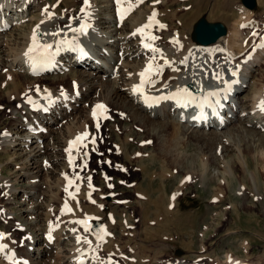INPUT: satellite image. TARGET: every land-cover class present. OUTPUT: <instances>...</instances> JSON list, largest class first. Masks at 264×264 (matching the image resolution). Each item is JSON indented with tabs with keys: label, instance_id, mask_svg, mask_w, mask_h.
<instances>
[{
	"label": "bare ground",
	"instance_id": "1",
	"mask_svg": "<svg viewBox=\"0 0 264 264\" xmlns=\"http://www.w3.org/2000/svg\"><path fill=\"white\" fill-rule=\"evenodd\" d=\"M52 1L0 0V49H2V52L8 50L11 53L6 54V58L1 57L3 53L0 55V68H5V70L10 71L14 75L19 72H31L41 74V78L46 77L48 74L57 76L54 74L59 73L58 76H62L59 80L71 78L69 86L61 85V87H58L54 84L53 86H48L46 83H42L41 85L35 84L36 86L31 91H27L24 88V90H20L18 82L15 79L13 80L11 74L9 75V82L11 81L9 89L11 92L8 91L10 92V94H7L9 95L8 99L13 97L17 99L16 103H21L19 107L14 106L16 110L13 109L12 112L20 113L23 119L14 118L15 120H13L12 124L0 132V143L10 146L6 147V149H13V154L19 156V161L13 163L18 165L16 178L21 177L24 180L35 177L40 171L44 172L45 177L50 172L57 171L58 168L60 176L54 182L57 183L58 187H62L64 190L67 189L73 198H79L83 194L84 185L78 183L80 188L73 193L69 186V181L72 182L73 178L68 176L65 171L72 166L71 162H73L74 157L84 159V154H87V152L82 153L80 146L77 150L68 149L70 141L83 132L77 131L70 138H68L67 134L71 129L81 124L84 127L87 121L95 122L91 119V112L99 104L104 105V108L108 107V111L105 110L102 119H98L99 122L106 118L107 115H110L108 112L111 109V105L113 109H120L119 112L118 110L113 111V114L114 112L116 113V115L114 114L116 118H121L123 121L131 119L129 117L125 118V112L127 111L139 126L145 127L147 133H155L158 139L161 136H165L163 135L164 133L160 132L165 131L164 129L169 127L168 125L166 126L167 122L165 120L171 122L173 131L170 134L172 133L173 138L178 141L185 140L186 136V133L180 136V128H192L187 134H196L197 136L202 134L206 136L207 133H210L213 135L212 137L216 136V139L221 138L220 141L228 140L229 137L225 135L227 133L222 129L234 121V124L237 125L245 123L253 129L264 130V111L258 107L260 102L264 100V93H262L263 95L258 94V87L254 85L255 82L253 80L249 81L252 71L255 70L254 67L258 64L256 61L258 57L255 56L254 52L258 49L264 53V33L258 38L257 43L255 42L256 44L254 43L253 47L251 46L252 48L247 49L248 51L241 56L238 50L226 42L228 34L214 42V44H217L221 41L218 47L209 46L213 43L202 45L193 40L180 43L178 38L180 35H185V33L183 32L184 34L181 33L177 36L173 32L174 30L164 31V35L168 39L161 38L158 29L162 19L158 13L159 6L163 4V0H120L119 3H117V0H89L90 7L83 5L74 12L61 9L60 13L52 8L55 0ZM60 1L65 3V0ZM102 4H105L104 7L107 12L105 18L101 16L103 13ZM82 8L85 11L82 12ZM241 8L243 13L251 12L244 6ZM85 12L88 13L87 16ZM153 12H155V17L153 21H149V17L153 15ZM83 20L89 22L90 30L86 34H78L73 29L80 28L84 22ZM11 24L20 27L29 26L25 41L18 46L20 47L19 52L13 49V43H11L12 35H7L6 32ZM144 25H148V27L144 28L142 32H137V29L142 28ZM183 25L182 23V27ZM36 31L39 37L43 39L44 44L50 46L41 72L38 73L34 72L38 61H30L27 53L30 44L36 41ZM131 39L136 42L135 45L131 43ZM148 43L151 44L149 49L145 47ZM91 58H94L95 62ZM2 60L5 61L3 62ZM81 63L88 65V70L74 69V64ZM141 73H144V75L141 76ZM143 77L147 79L146 83H142L141 79ZM187 83L191 84L190 88L186 87ZM138 84L144 87V90L133 91L134 86ZM248 84L250 87L253 85V95L249 99L251 104L246 109V99L239 97V93ZM193 87L199 88L201 93L192 94L191 90ZM258 89L260 91V88ZM75 90H78V92ZM97 91L101 94L105 93V95L102 96ZM95 93H97L96 96H94ZM213 93L214 95H212ZM64 94L66 97L63 98ZM33 98L35 101L30 102V99ZM36 103L39 104V108L36 110L30 109V106ZM79 112H81L80 115H78ZM214 112L215 115H213ZM254 118L257 120H254ZM117 123L119 122L110 127L115 128L118 126ZM46 124L53 125L52 129H48ZM44 126L45 131L34 132L39 127ZM17 127L18 129L15 130ZM83 127L82 130H86ZM62 129L64 132L61 131ZM123 129L122 126L121 130ZM56 131L58 134L61 132L60 141L55 140L60 137L59 135L53 136V132ZM220 133H224V139L220 137ZM116 136V139L120 137L119 139L122 142L126 137L128 141L130 138L128 133L123 137L117 134ZM94 137L92 134L91 141ZM208 140L210 139L208 138ZM128 141L123 144L124 153H120L117 143L114 144L115 155L125 156L132 153L126 146ZM122 142H119V144ZM144 142L146 144L145 140ZM144 142L141 145H144ZM171 142L172 144L175 143L174 140ZM167 151L169 150L167 149ZM221 152L222 150H220ZM237 152L239 153V151ZM69 153L72 154V157H68ZM176 153L177 151L173 152L174 159L176 156H181V154ZM146 157L150 159L149 155ZM137 158L142 161L144 156L140 158L137 155ZM179 159L176 160V163ZM240 160L244 162L245 159L241 156ZM48 163L51 165H48ZM166 166L165 164L163 169H166ZM203 166L206 167V165ZM205 167H201L202 170L204 169V173ZM24 169L28 173H25ZM202 176L201 179L204 178V175ZM15 180L18 182L19 179ZM46 182H35L36 190L32 192L24 189L23 198L8 197L9 200H14V202L9 201V205L4 208L12 210L19 207L26 215L31 212L35 213L33 211L38 206L41 207L42 203L39 204V202L34 201L33 199H37L34 196L37 195L38 190L45 188ZM10 184V182L8 183L4 180L2 188L6 187V190H4L8 192ZM105 184L107 186L108 183L105 182ZM106 190L110 189L104 187L99 190L98 194L101 196L109 193ZM241 190L238 189L239 194H242ZM41 199L38 198V201ZM173 199L175 198H160L161 201L167 203V206L173 203ZM143 200L151 201L150 198H143ZM109 212L110 216L114 217L115 210L112 207ZM65 213L69 217L73 216L67 210H65ZM40 221L41 219L31 221L38 225L35 232H23L24 230L22 231L20 227L15 224L12 225L10 221H6V227L11 231L9 233L10 236H7L6 230L2 231L5 235L3 239H0V245H6L7 247L0 250V264H22L21 262H14L18 257L27 258L29 264H125V262L121 263L113 257V254L119 257L126 253L121 254L117 251L118 249L112 248L113 237L108 231H105L106 233L99 238L91 234L87 235L90 238V242H86L84 240L86 234L76 224L69 222L67 225H60V228L56 232L54 231V234L57 233V240L53 246V244L47 245L53 240L49 241L48 236L44 237L48 227L45 224H39ZM21 233L25 234L21 235ZM42 238H44L43 245L39 243ZM30 239L36 242L34 247L28 243ZM65 239L69 241L67 240V243L62 244ZM22 242L23 247L19 245ZM110 242V246L106 247ZM103 245H106L107 249L110 247L114 249L108 250L110 254H107L104 259L100 253ZM68 247H71V249L68 250ZM66 251L71 253V255L69 256ZM21 253L24 255H21ZM44 255H48L49 259H43ZM202 256L201 250L195 260L185 259L187 262H184L180 259L183 257L172 254L165 261H167L166 264H204L205 256ZM238 264L248 263L240 262Z\"/></svg>",
	"mask_w": 264,
	"mask_h": 264
},
{
	"label": "rangeland",
	"instance_id": "2",
	"mask_svg": "<svg viewBox=\"0 0 264 264\" xmlns=\"http://www.w3.org/2000/svg\"><path fill=\"white\" fill-rule=\"evenodd\" d=\"M43 1L53 2L52 0ZM83 5L84 0H65V3L55 0L52 8L56 9L58 13L61 9L74 12ZM104 5H101L103 10L101 16L105 18L107 12ZM242 6L241 0H163V4L159 6L158 15L162 19L160 25L162 24L164 27L159 26V36L168 39L164 35V31L174 30L173 32L177 36L185 33V35L179 36L178 42L192 41L191 31L194 23L200 17H205L210 22H221L226 27V34H228L226 42L238 50L242 56L264 33V0H256V8L252 9L250 13L248 11V13H243ZM28 28L29 26L26 27V25L20 27L11 24L7 29V35H12L11 43H13L14 50L20 51L18 46L25 41ZM236 31H238V36ZM220 42L209 46L218 47ZM131 43L136 44L132 39ZM2 48L5 49L4 46ZM1 50L0 55L3 53L1 57L6 58V54H11L8 50L5 52ZM260 51L256 49L254 52L258 57L256 60L258 64L254 67L255 70L252 71L249 81L253 80L254 85L260 88V91L257 88V93L263 95L264 55L262 54L264 53ZM91 60L95 62L94 58ZM74 69L88 70V65L74 64ZM10 74L13 76V80L15 79L20 85L18 88L20 90L24 88L27 91H31L34 86L42 83L61 87V85L69 86L71 82V78L59 80L62 77L58 76L59 73L54 74L57 76L48 74L46 77L40 78L41 74L19 72L14 75L5 68H0V132L11 125L14 118L23 119L20 113L12 112L13 109L16 110L14 106L19 107L21 103H16L17 99L13 97L8 99L9 95L7 94L11 92L9 89ZM30 85L32 86L28 88ZM249 87L248 84L239 93V97L246 99V109L249 108L251 104L249 99L253 95V85L250 90ZM102 90L104 91V89ZM97 93L101 94L98 91ZM101 95L103 96L105 93ZM110 107L108 112L110 115L103 118L101 122L87 121L84 127L81 124L75 127L76 129H71L67 134L68 138L77 131L85 132V137L89 134L86 140L84 139V146L80 145L81 152H87L84 154V159L74 157L71 162L72 166L65 171L68 176L73 178V181L69 183V185L71 184L70 189L73 184L82 183L84 185L83 194L79 198H73L70 192L58 187L55 183L60 176L58 168L57 171L50 172L45 177L44 172L40 171L37 176L31 177L32 179L16 178L18 165L13 163L19 161V156L13 154V149H6L10 146L0 143V233L6 230L7 236H10L11 230L6 227L8 221L12 222V225L20 227L22 231L24 230L23 232H35L38 225L31 221L41 219L39 224L42 223L48 227L44 237L48 236L49 241L53 240L47 245L53 244L54 246L57 240V233H54L60 228V225L74 223L87 235L89 224L99 219L103 222L106 231L111 233L114 238H112L114 242L112 248L118 249L117 251L121 254L126 253L119 257L113 254V257L121 263L166 264L165 260L172 254L183 257L180 259L187 262L185 259L195 260L202 250V255L206 259H204V264H234V262H236L235 264L240 262L264 264V130L253 129L245 123L237 125L234 124V121L222 129L227 133L225 135L229 137L228 140L220 141L221 138L216 139V136L212 137L213 135L210 133H207L206 136L187 134L192 128H180V136L186 133V141L184 139L178 141L173 138L172 133L170 134L173 131L171 122L165 120L166 126L169 127L160 132L165 136L158 139L155 133H147L145 127L139 126L129 112H125V118L131 119L123 121V119L114 116L115 112L113 114L114 110L119 112L120 109H113L111 105ZM254 120L257 119L254 118ZM115 121L119 122L118 126L110 127L116 125ZM46 126L48 129H52L53 125L46 124ZM122 126L123 130H121ZM82 127L86 130L83 131ZM61 131L64 132L63 129ZM126 133L130 135L129 141L127 137L123 139V142L119 139L120 137L116 139V134L123 137ZM60 134L61 132L59 134L57 131L53 132V136H60ZM92 134L95 136L92 139L94 142L91 141ZM223 135L224 133H220L222 139H224ZM60 138L61 136L55 140L60 141ZM208 138L210 140L212 138L213 141ZM164 139H166L165 142ZM172 140L175 141L174 144H172ZM127 141L126 146L132 153L125 156L115 155L114 144L117 143L120 153H124L123 144ZM119 142L122 143L119 144ZM143 142L144 145H141ZM237 147L238 149H236ZM220 150H222L221 153ZM174 151H177L176 154H181V156H176L174 159ZM237 151L245 159V163L241 162V156ZM135 154L140 158L144 156L143 160L140 161ZM147 155L150 159L146 157ZM180 157L181 159H179ZM12 158L14 159L12 160ZM177 158L179 161L176 163ZM49 163L48 165H51ZM165 164L167 165L166 169H163ZM201 167L206 168V175ZM24 171L27 172L26 169ZM202 175H204L203 179H201ZM15 179H19L18 182ZM4 180L11 183L8 192L5 191L6 187L2 188ZM38 181L47 182L45 188L38 190L37 195L34 196L37 198L33 199L34 201L42 203L41 207L38 206L36 211H33L35 213L31 212L26 215L19 207L12 209L13 211L8 208L9 211L11 210L10 212L4 208L9 205V201L14 202L8 197L23 198L24 189L28 192L35 191V184ZM105 182L108 183L107 186ZM104 187L110 189L106 190L109 193L100 196L99 190ZM238 189H242V194L238 193ZM140 197L142 200L150 198L151 201H142ZM38 198H42V201H38ZM160 198L175 199L167 206V203L161 201ZM25 201L27 202V200ZM166 201L169 202L168 199ZM65 205H67V209H71L69 212L73 215H71L72 217L65 213L67 210ZM73 206L74 208H72ZM111 207L115 210L114 217L110 216ZM77 219L86 221L87 227L84 224H77ZM67 240H63L62 244L67 243L69 241ZM29 241L28 243L34 247L36 242L32 239ZM111 242L107 246L103 245L100 250L103 259L107 254H110L108 250H114L111 247L106 248L110 246ZM39 243L43 245L44 238ZM19 245L23 247V242ZM67 249L70 250L71 247ZM63 252L65 253V251ZM66 252L69 256L71 255L68 251ZM21 255L24 254L21 253ZM43 259H49L48 255H44Z\"/></svg>",
	"mask_w": 264,
	"mask_h": 264
},
{
	"label": "water",
	"instance_id": "3",
	"mask_svg": "<svg viewBox=\"0 0 264 264\" xmlns=\"http://www.w3.org/2000/svg\"><path fill=\"white\" fill-rule=\"evenodd\" d=\"M241 3L248 9L256 7V0H241ZM225 34L226 27L222 23L208 22L205 17H201L193 26L191 38L199 44L208 45ZM194 92L199 93L200 91L196 88ZM90 229L94 235L99 236L103 231L102 223L96 220L90 225Z\"/></svg>",
	"mask_w": 264,
	"mask_h": 264
},
{
	"label": "snow or ice",
	"instance_id": "4",
	"mask_svg": "<svg viewBox=\"0 0 264 264\" xmlns=\"http://www.w3.org/2000/svg\"><path fill=\"white\" fill-rule=\"evenodd\" d=\"M119 2H120V0H117V3H119ZM84 5L90 7L89 0H84ZM129 10H130V9H129ZM81 11L83 12V11H85V9L82 8ZM85 15L87 16L88 13L85 12ZM154 17H155V12H153V15H152L151 17H149V21H153ZM88 27H90V25L82 24V25L80 26V28H78V29H73V31H76V32H79V33H82V34H83V33H86V30H87ZM146 27H148V25H144V26H142V28L137 29V32H142L143 29L146 28ZM160 27H164V25L161 24ZM153 39H155V37H153ZM148 46H149V45H147V44L145 45V47H148ZM44 47L47 48V47H50V46L46 45V46H44ZM31 51H32V49L30 48V49H29V52H31ZM26 55H27V53H26ZM143 75H144V73H141V76H143ZM233 75H235V73H233ZM142 83H143V81H142ZM133 91H139V86H134ZM185 91H186V90H185ZM212 95H214V93H213ZM161 98H162V97H161ZM95 107H96L97 109H102V108H104V105L99 104V105H96ZM258 107H259L262 111H264V100H262V101L260 102V104L258 105ZM93 115H94V116L96 115L95 110H94V112H93ZM83 135H86V133L83 134ZM82 138H83V136H77L76 140H77V141H80ZM71 143H73V142H70V144H71ZM69 183H71V181H69ZM66 191H67V189H66ZM65 209H67V205H65ZM67 210L70 211L71 209H67ZM62 211H63V210H62ZM77 223H82V224L85 225V227H87V222H86V221H77ZM4 235H5L4 233H0V239H3V238H4ZM78 239H79V237H78ZM86 242H87V241H86ZM6 247H7L6 245H0V250H3V249L6 248Z\"/></svg>",
	"mask_w": 264,
	"mask_h": 264
}]
</instances>
